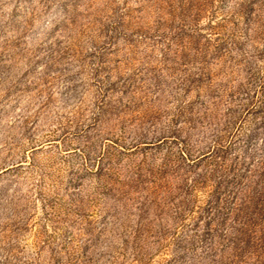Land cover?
I'll return each mask as SVG.
<instances>
[{
	"label": "rangeland",
	"instance_id": "obj_1",
	"mask_svg": "<svg viewBox=\"0 0 264 264\" xmlns=\"http://www.w3.org/2000/svg\"><path fill=\"white\" fill-rule=\"evenodd\" d=\"M0 264H264V0H0Z\"/></svg>",
	"mask_w": 264,
	"mask_h": 264
}]
</instances>
